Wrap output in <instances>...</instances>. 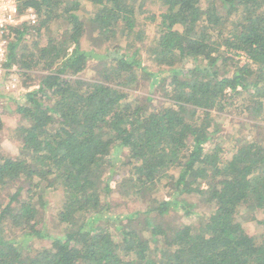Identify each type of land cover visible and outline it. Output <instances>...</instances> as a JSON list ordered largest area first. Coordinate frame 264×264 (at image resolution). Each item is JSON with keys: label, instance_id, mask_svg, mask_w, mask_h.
I'll list each match as a JSON object with an SVG mask.
<instances>
[{"label": "trees", "instance_id": "trees-1", "mask_svg": "<svg viewBox=\"0 0 264 264\" xmlns=\"http://www.w3.org/2000/svg\"><path fill=\"white\" fill-rule=\"evenodd\" d=\"M17 1L38 23L7 52L32 90L17 122L0 113L18 143L0 152V264H264V230L241 222L264 227V140L224 146L218 121L264 118V0Z\"/></svg>", "mask_w": 264, "mask_h": 264}, {"label": "rangeland", "instance_id": "rangeland-1", "mask_svg": "<svg viewBox=\"0 0 264 264\" xmlns=\"http://www.w3.org/2000/svg\"><path fill=\"white\" fill-rule=\"evenodd\" d=\"M145 28L148 30V33L151 32V27L148 25H145ZM236 60L239 62H243L245 60V57L243 54L241 56L236 57ZM106 66V63H98L95 64L92 71L90 72L91 77L88 79L90 80H96L99 77V73L102 71V69ZM18 70V69H17ZM6 79V78H5ZM5 81L0 82V113H3L5 115L6 119V124L5 127L9 126L10 124H13L18 121L19 114L15 113V110L18 108V105L20 103L23 104V94L26 92H30L32 90V87H27L23 88L24 83L23 81H19V75H18V86L13 92H6L3 90V84ZM20 85V86H19ZM146 89V90H145ZM18 90V91H17ZM148 91V86L147 83L144 85V83H141L139 88L134 91L138 93H144ZM25 92V93H24ZM252 94V92H250ZM164 98V97H162ZM16 99V101L14 100ZM257 100L259 99L258 97L256 98ZM262 102V101H261ZM251 107H253V101L252 104L248 103ZM235 106L231 107L228 109V112L224 113L221 118H218L219 123L222 125L220 139L221 141L224 142V146H228L231 144V139L233 137L235 138H240L243 137L247 140H253V139H261L264 140V128L260 131H256V129L253 128V125L255 123L259 126L264 127V118L262 115H259L258 113H249L252 111H248V114L246 113L245 115H239L237 111V107L235 110ZM218 117V116H217ZM256 119H255V118ZM9 128V127H8ZM7 131V130H6ZM18 143L14 138L12 137L11 132H4L1 137L0 141V152L6 155H15L17 153V148ZM121 155V156H120ZM125 155V151L120 152L119 157H122ZM123 168L114 166L112 169L107 170L106 175H105V181H108L110 183L111 187L115 186V182L120 179L121 172L123 171ZM7 194H8V189L6 190H1L0 191V205H5L7 203ZM61 198V195L59 192H51L49 195L46 197V204L44 206L45 212L48 214L52 215L51 212L55 207L58 206V202ZM127 206V205H126ZM141 207L140 205H134L133 207ZM254 214L250 212H246L242 215L241 222L249 228L253 233L259 234L261 233L262 230H264V227L262 225H259L253 218ZM207 215L206 212H202L198 216H193L189 219H187V223L192 224L199 222L202 219H206ZM258 221V220H257ZM48 234H51V236L54 235H59L57 232L58 229L55 228L52 225H48L47 228L45 229ZM30 246L32 248L36 249L42 246H48V240H31Z\"/></svg>", "mask_w": 264, "mask_h": 264}, {"label": "built area", "instance_id": "built-area-1", "mask_svg": "<svg viewBox=\"0 0 264 264\" xmlns=\"http://www.w3.org/2000/svg\"><path fill=\"white\" fill-rule=\"evenodd\" d=\"M38 23L36 12L27 8L19 10L17 0H0V82L5 81L3 90L13 92L18 86L19 70L7 68V52L14 30H23V27L34 28ZM6 78V79H5Z\"/></svg>", "mask_w": 264, "mask_h": 264}]
</instances>
